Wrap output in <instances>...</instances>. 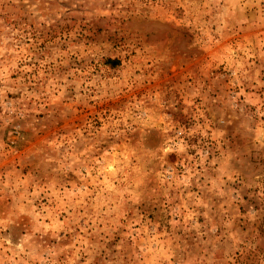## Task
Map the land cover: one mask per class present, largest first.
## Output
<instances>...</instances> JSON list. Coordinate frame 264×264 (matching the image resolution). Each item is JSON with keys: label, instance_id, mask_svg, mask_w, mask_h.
Masks as SVG:
<instances>
[{"label": "rangeland", "instance_id": "obj_1", "mask_svg": "<svg viewBox=\"0 0 264 264\" xmlns=\"http://www.w3.org/2000/svg\"><path fill=\"white\" fill-rule=\"evenodd\" d=\"M0 264H264V0H0Z\"/></svg>", "mask_w": 264, "mask_h": 264}, {"label": "trees", "instance_id": "obj_2", "mask_svg": "<svg viewBox=\"0 0 264 264\" xmlns=\"http://www.w3.org/2000/svg\"><path fill=\"white\" fill-rule=\"evenodd\" d=\"M111 64L114 66L116 64H118L116 61H111Z\"/></svg>", "mask_w": 264, "mask_h": 264}]
</instances>
